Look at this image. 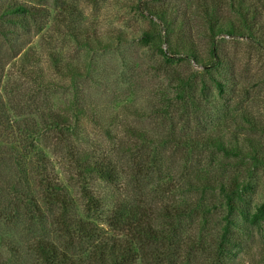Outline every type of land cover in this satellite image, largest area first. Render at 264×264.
I'll return each mask as SVG.
<instances>
[{
	"label": "trees",
	"instance_id": "trees-1",
	"mask_svg": "<svg viewBox=\"0 0 264 264\" xmlns=\"http://www.w3.org/2000/svg\"><path fill=\"white\" fill-rule=\"evenodd\" d=\"M42 2L61 9L51 18H57L59 30L63 26V34L79 47L93 52L113 44L77 21L81 14L67 0H0V226L19 237V243H10L9 248L26 246L35 264H231L252 228L264 222V202L251 210L245 180L239 179L242 165H264V151L249 137L241 142L238 135L227 136L224 127L231 112L227 103L216 118L200 123L201 104L211 103L212 96L206 80L168 71L177 95L168 108L172 105L177 115L195 119L194 126L181 127L185 144L212 147L233 158L236 173L226 179L223 165L216 179L207 173L202 191L213 196L209 203L166 209L168 221L157 223L145 191L162 180V148L172 141L152 137L129 122L122 125L120 137L111 134L117 123H102L79 92L62 104L55 101L61 81L76 86L89 76L90 64L74 63L52 45L45 57L37 49L44 39H24L34 29L39 34L42 24L50 22L51 12L39 6ZM137 3L166 30L165 35L155 28L145 30L142 40L153 43L169 63L180 54L195 60L220 96L226 92L221 78L227 62L216 37H246L264 49V0H197L190 13L189 8L181 10L177 0ZM190 15L202 19L207 28L206 57L196 40L185 36ZM240 114L250 130H262L252 113ZM89 123L106 129L113 144L122 143L129 158L127 171L113 151L103 153L89 143L85 135ZM234 124L237 127L239 121ZM10 238L4 234L3 245Z\"/></svg>",
	"mask_w": 264,
	"mask_h": 264
},
{
	"label": "rangeland",
	"instance_id": "rangeland-1",
	"mask_svg": "<svg viewBox=\"0 0 264 264\" xmlns=\"http://www.w3.org/2000/svg\"><path fill=\"white\" fill-rule=\"evenodd\" d=\"M67 1L74 3L81 14L77 21H81L85 28L98 33L103 40L113 43L110 49L89 52L85 47H79L75 41L63 34V26L61 31L59 30L57 18H51L56 17L61 10L52 2L39 4L42 9L47 8L49 13L51 12L50 22L43 23L45 17L41 16L43 30L38 34L34 29L26 37L24 35V39H44L37 49L39 53L44 52L45 57L47 48L52 45L53 48L62 51L68 60L81 66L90 64L89 76L78 80L76 86L71 82L61 81L59 84L61 88L54 94L58 104L68 101L74 92H79L87 99L91 110L96 111L103 119L102 123L111 121L117 123L110 128L111 134L120 137L122 125L129 122L148 130L152 137L159 136L162 139L166 137L172 141L162 148L165 155L162 180L150 185L145 191L148 208L157 223L168 221L165 216L166 209L189 208L198 201L207 200L209 203V197L213 196L209 191H202L203 179L207 173L216 179L221 165L225 167L226 179L236 173L233 158L227 159L212 147L191 148L185 144L183 133L185 131L181 127L187 123L194 126L195 119L194 116L177 115L178 112L172 105L168 108V105L175 103L177 99L174 82L167 76L168 71L183 77L198 79L203 77L206 80L212 96L211 103L201 104L198 113L200 123L210 116L216 118L219 112L227 107V103L231 111L228 123H224V125L227 123L224 127L227 136L238 135L241 142H245L246 137H249L264 151V49L254 41L226 34L216 37L220 53L227 62L221 78L226 84V92L224 96H220L209 76L203 75V67L195 60L189 59L186 54H180L173 57V61L169 63L153 43L149 44L142 40L145 30L152 31L155 28L157 31L161 30L163 35L166 34V30L157 18L138 6L137 0ZM177 1L181 3V10L189 8L190 13L194 10L197 0ZM190 16V25L186 26L185 36L188 39H195L200 53L206 57L209 55L207 28L202 19L195 15ZM163 49L168 51V46L163 45ZM19 82L23 83L22 80ZM25 85L28 86V83ZM65 86L68 88L65 89ZM229 99L231 101L228 102ZM242 111L257 117L263 126L262 130H250L248 124L240 117ZM236 121H239L237 127L234 124ZM211 125H216V122H211ZM85 135L89 143L103 153L109 154L113 151L114 156L120 158L121 167L127 171L128 155L124 153L121 142L113 144L106 129L91 123L85 124ZM240 170L239 179H244L246 183L244 193L249 203L248 207L254 210L256 205L264 202V165L257 167L242 165ZM62 171L64 173L65 169ZM219 211L223 213L226 210L222 208ZM210 226L214 227L212 224ZM2 227L0 226V264H35L26 246H16L15 251L9 248L10 243L14 245L19 243V237L4 230V225ZM4 234L12 240L5 245L1 239ZM230 263L264 264V222L252 228L251 236Z\"/></svg>",
	"mask_w": 264,
	"mask_h": 264
}]
</instances>
